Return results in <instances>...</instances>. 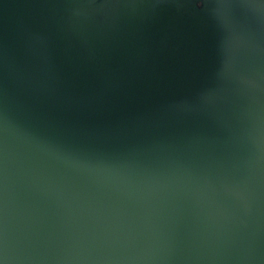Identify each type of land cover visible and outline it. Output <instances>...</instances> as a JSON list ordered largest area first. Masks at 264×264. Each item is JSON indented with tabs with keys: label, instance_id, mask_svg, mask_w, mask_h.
<instances>
[{
	"label": "water",
	"instance_id": "water-1",
	"mask_svg": "<svg viewBox=\"0 0 264 264\" xmlns=\"http://www.w3.org/2000/svg\"><path fill=\"white\" fill-rule=\"evenodd\" d=\"M113 1L35 0L38 25L24 0H0V264H264L262 62L221 83L219 95L226 88L243 108L220 124L233 133L224 144L188 153L181 140L205 122L185 112L157 126L162 144L140 142L147 125L123 141L164 150L163 160L86 170L84 137L99 109L87 87L156 73L181 56L188 36L214 34L232 13L229 0H160L154 17L105 52ZM69 88L80 93L69 97ZM28 108L50 122L38 125Z\"/></svg>",
	"mask_w": 264,
	"mask_h": 264
},
{
	"label": "rangeland",
	"instance_id": "rangeland-1",
	"mask_svg": "<svg viewBox=\"0 0 264 264\" xmlns=\"http://www.w3.org/2000/svg\"><path fill=\"white\" fill-rule=\"evenodd\" d=\"M32 1L35 0H24L26 14L30 21L44 24L42 20L38 21L41 9L35 8ZM159 2L114 0L107 4V30L105 28L103 33L105 52L116 44L119 36L132 24L143 26L150 17H154ZM227 4L232 13L224 24L215 26L214 34L197 37L199 33L196 32L195 36H188L181 56L160 61L156 73L149 68L119 73L113 80L101 78L100 82L91 83L87 87L96 93V106L99 109L93 136L84 137L85 143L88 138L86 152H82L87 162V165L84 163L86 170H90L88 168L92 164L143 161L145 155L153 160H163L167 156L164 150L147 152L143 149V143L155 139L158 145L160 134L155 132L157 126L165 119L180 117L185 112L193 113L205 122L202 133H188L181 140L188 153L202 148L209 151L229 140L233 134L231 130L220 132L219 126L223 121L227 122L228 113L239 116L243 108L230 101L226 88L221 96L218 92L224 79L244 76L254 72L257 63L264 64V0H229ZM87 30L90 28L80 31L82 36L88 34ZM28 86L26 82L25 88L29 89ZM75 92L80 93L79 90L72 91L69 88L66 95L70 97ZM27 114L35 122L37 120L38 125L50 122L43 113L33 116L29 108ZM141 125H147L148 129L138 130H141L140 142L144 141L137 146H126L123 141L128 140L132 130ZM108 140L110 148L107 146ZM94 142H101L100 147L93 149Z\"/></svg>",
	"mask_w": 264,
	"mask_h": 264
}]
</instances>
